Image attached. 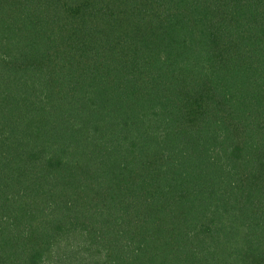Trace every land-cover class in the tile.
<instances>
[{"label":"trees","instance_id":"1","mask_svg":"<svg viewBox=\"0 0 264 264\" xmlns=\"http://www.w3.org/2000/svg\"><path fill=\"white\" fill-rule=\"evenodd\" d=\"M0 264H264V0H0Z\"/></svg>","mask_w":264,"mask_h":264}]
</instances>
